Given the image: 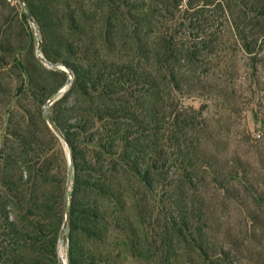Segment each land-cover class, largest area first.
Listing matches in <instances>:
<instances>
[{
  "label": "trees",
  "instance_id": "trees-1",
  "mask_svg": "<svg viewBox=\"0 0 264 264\" xmlns=\"http://www.w3.org/2000/svg\"><path fill=\"white\" fill-rule=\"evenodd\" d=\"M22 1L0 0V95L4 71L17 82L0 103V264H264V134L246 123L264 0ZM14 21L19 49L1 37ZM234 119L255 158L228 151Z\"/></svg>",
  "mask_w": 264,
  "mask_h": 264
},
{
  "label": "rangeland",
  "instance_id": "rangeland-1",
  "mask_svg": "<svg viewBox=\"0 0 264 264\" xmlns=\"http://www.w3.org/2000/svg\"><path fill=\"white\" fill-rule=\"evenodd\" d=\"M2 11L4 13L8 12V10H2ZM70 11H75L78 15L81 12H83L82 10H60V17L61 18H64L65 16L67 17V15L70 13ZM18 22L19 21H14V23H12L9 28L6 24L3 25L2 30H1V32H2L1 37H2V39H6L7 42L11 43L12 47L14 45L15 48L19 49L20 46L23 44L22 43L23 39H21V37L19 35L18 27L21 26V23L19 24ZM113 24H114V22H113ZM30 28L34 31V35L37 38V40L39 41L36 44L39 45L40 41H42V37H41L40 30L38 28V25L34 21H30ZM82 36H84V35H82ZM74 37L79 43H82L85 40V39H81V37H79L78 34H76ZM118 37H119V34L115 33L114 38L116 41L118 40ZM115 46H117V45H115ZM115 46H113V47H115ZM36 49H37V47H36ZM102 52L107 58H110V59L116 58L117 55H119V54H121V55L130 54L128 51H124L122 49L119 51V48H115L112 50L105 49ZM261 55H263V61L258 65V68L260 70L259 75H261L260 81L262 82V85H263L262 89H264V45L262 46V49H261ZM7 56H8V59L11 58L10 55H7ZM22 57L26 58L28 56L24 53V55H22ZM46 65L49 68H53L52 66H50L48 64H46ZM59 67H62L64 69V67L61 65ZM2 77L4 78V83L6 85L10 84V86H11L10 87L9 85L8 86L3 85L2 93L0 95V103L5 105V104H8L9 103L8 101H10V99H11V96L8 95L9 91L13 90L15 88L14 86H16L17 82H16L15 77L11 78L9 76V73H7L5 71H4ZM62 90H63V88L59 91L60 94L64 93ZM259 95H260V97H259ZM259 95H258V98L255 101V103L252 105V110L250 107L251 111H249V113L246 114V123H247L249 129L253 132V136L254 137L256 136L257 138H259L260 136H263V134H264V130L259 131V130H261L260 126H258L256 123L257 122L256 118H258L261 121H264V92L260 93ZM244 96L246 97V99L249 100L250 93L246 92V93H244ZM60 97H61V95L58 96L57 98H60ZM185 103H186V105L193 106L196 109H198L202 106V104L198 100L186 99ZM6 108L2 107L0 109V126H5L4 113L6 111ZM45 108H49V107L45 106ZM213 113L214 112L211 111L212 115H213ZM229 125H230L231 129L229 131H227L226 134L222 132L223 137H224V141H227V143H228V151L232 154V156H233V153H237V152L243 153L244 152V153L249 154V156H252L255 158V155L257 154V149L255 147H253L251 145H250V147L249 146L244 147L242 144H240V142H242L243 139H241L239 137V134L237 132L239 129H238L237 122H235V119H234V122L232 120L230 122V124H228L227 126H229ZM261 149H262V154L264 156V145L261 146ZM231 222L234 225V223L237 222V217H233V215H232ZM235 227H236L237 233L242 228L241 225L235 226ZM258 234H261V233L259 232ZM66 246H67V244L65 243L64 240H62L60 252H61V255L63 256V258H65V256H66ZM253 258L256 259V256H253ZM239 264H251V263L244 260V261L240 262Z\"/></svg>",
  "mask_w": 264,
  "mask_h": 264
},
{
  "label": "water",
  "instance_id": "water-1",
  "mask_svg": "<svg viewBox=\"0 0 264 264\" xmlns=\"http://www.w3.org/2000/svg\"><path fill=\"white\" fill-rule=\"evenodd\" d=\"M40 52H41V43H39V45H38L37 53H38L39 57L42 58V60H43V62H44L45 64L50 65L49 63L46 62V60L43 58V56L41 55ZM50 66H52L53 68H60V67H59L60 65H58V64H53V65H50ZM64 69L67 70L65 67H64ZM71 79H72V78H71ZM71 82H72V81H70V82H69V83L63 88V90H62L63 92H66V91H67L68 87L71 85ZM57 99H58V98H56V97L51 98V99L48 101L46 107H50V106H52V105L54 104V102H55ZM49 122H50V124H51L52 126H55L54 122H53L50 118H49ZM55 127H56V126H55ZM69 161H70V164H72V159H71V155H70V154H69ZM71 178H72V172L70 171V173H69V182H68V190L70 189V186H71ZM67 216H68V204H67V208H66V221H65V223H64L63 233L65 232V230H66L67 227H68ZM60 249H61V247H60ZM60 253H61V252H60Z\"/></svg>",
  "mask_w": 264,
  "mask_h": 264
},
{
  "label": "built area",
  "instance_id": "built-area-1",
  "mask_svg": "<svg viewBox=\"0 0 264 264\" xmlns=\"http://www.w3.org/2000/svg\"><path fill=\"white\" fill-rule=\"evenodd\" d=\"M10 4L14 5V6H18L21 8H24V3L22 0H7Z\"/></svg>",
  "mask_w": 264,
  "mask_h": 264
}]
</instances>
